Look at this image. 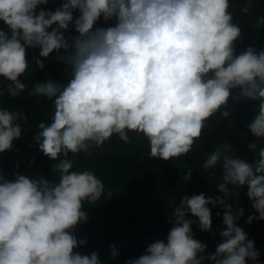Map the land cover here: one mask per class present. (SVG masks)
I'll return each instance as SVG.
<instances>
[{
  "label": "trees",
  "instance_id": "16d2710c",
  "mask_svg": "<svg viewBox=\"0 0 264 264\" xmlns=\"http://www.w3.org/2000/svg\"><path fill=\"white\" fill-rule=\"evenodd\" d=\"M0 264H264V0H0Z\"/></svg>",
  "mask_w": 264,
  "mask_h": 264
},
{
  "label": "rangeland",
  "instance_id": "374dc122",
  "mask_svg": "<svg viewBox=\"0 0 264 264\" xmlns=\"http://www.w3.org/2000/svg\"><path fill=\"white\" fill-rule=\"evenodd\" d=\"M21 44H22L23 48L26 49V47H27V43H25V42H21Z\"/></svg>",
  "mask_w": 264,
  "mask_h": 264
}]
</instances>
